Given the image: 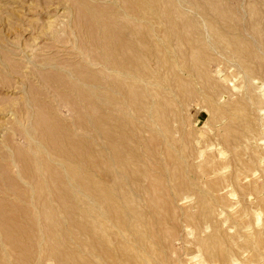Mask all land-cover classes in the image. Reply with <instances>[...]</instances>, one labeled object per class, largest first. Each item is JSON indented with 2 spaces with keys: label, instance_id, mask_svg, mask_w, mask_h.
Listing matches in <instances>:
<instances>
[{
  "label": "rangeland",
  "instance_id": "1",
  "mask_svg": "<svg viewBox=\"0 0 264 264\" xmlns=\"http://www.w3.org/2000/svg\"><path fill=\"white\" fill-rule=\"evenodd\" d=\"M134 1L0 0V259L264 264V0H156L133 38ZM55 185L87 198L50 218Z\"/></svg>",
  "mask_w": 264,
  "mask_h": 264
},
{
  "label": "bare ground",
  "instance_id": "2",
  "mask_svg": "<svg viewBox=\"0 0 264 264\" xmlns=\"http://www.w3.org/2000/svg\"><path fill=\"white\" fill-rule=\"evenodd\" d=\"M114 1V0H113ZM175 1V0H174ZM183 1V0H182ZM185 1V0H184ZM116 2V1H115ZM176 3H177V1H175ZM157 1L156 0H135L134 1V5L133 6H131L130 4H129V6H128V4L126 5V6H128V7H130V8H128L129 10H123V9H121V10H123L124 11V16H127L128 17V19H130V35L131 36H133V38H135V37H137V36H139V37H142V36H144L145 34H151V35H156V31H155V28H154V25H155V23L157 22V19H158V16H159V10H158V6H157ZM164 3V2H163ZM185 3V2H184ZM178 4H180V3H178ZM183 4V3H182ZM181 5V4H180ZM118 6H120V4H118ZM170 13V12H169ZM164 14H165V12H164ZM166 15V14H165ZM169 15V18H170V14H168ZM167 18H168V16H167ZM204 25V24H203ZM142 26V28H144L146 31H143V33H144V35H143V33L141 32V31H139V30H141L140 29V27ZM205 32H206V30H204ZM94 34L91 32V30H89L88 31V39H89V41L91 42V44L92 45H94V46H96V47H100V46H105L108 42L107 41H104V42H101L100 40H101V38H99V39H96L94 36H93ZM207 35V34H206ZM157 36V35H156ZM155 36V37H156ZM206 37H208V35L206 36ZM103 39H105V38H103ZM117 39V38H116ZM119 39V38H118ZM144 39V38H143ZM107 40V39H106ZM87 41V40H86ZM118 41V40H117ZM123 41H125V40H123ZM112 42V41H111ZM119 42V41H118ZM125 43V42H124ZM123 43V44H124ZM127 43H129V40H128V42ZM132 44V43H131ZM133 45V44H132ZM124 46H125V44H124ZM122 47V46H121ZM132 47V46H131ZM136 46H134V48H135ZM120 48V47H119ZM131 49V48H130ZM105 50V49H104ZM133 50V49H132ZM131 50V51H132ZM114 51V50H113ZM123 55V54H122ZM127 56V55H126ZM117 57H118V55H117ZM123 57V56H122ZM136 57V56H135ZM120 59V58H119ZM134 60H135V58H133ZM124 60H128L127 58H123V61ZM137 60V59H136ZM131 61V60H130ZM121 62V61H120ZM133 62V61H132ZM121 64H122V62H121ZM125 64V63H124ZM123 64V65H124ZM118 65V64H117ZM105 65H103V67H104ZM102 67V66H101ZM117 68V67H116ZM103 69H105L106 70V68H103ZM136 69V68H135ZM119 70V69H118ZM109 71V70H108ZM108 71H106V72H108ZM112 71V70H111ZM110 72V71H109ZM115 73V72H114ZM116 73H117V71H116ZM119 74V73H118ZM117 74V75H118ZM120 76H121V73L119 74ZM118 75V76H119ZM123 76V75H122ZM125 77H126V75H125ZM125 77H123V78H125ZM128 77L130 78L131 77V79H137V77H136V74L135 73H133L131 76H130V74L128 75ZM139 77V76H138ZM122 79V78H121ZM139 80V79H138ZM132 81V80H131ZM140 81V80H139ZM149 82V81H148ZM133 83V82H132ZM141 83H142V81H141ZM120 84H121V82H120ZM96 86V85H95ZM94 86V87H95ZM99 98V97H98ZM138 101V100H137ZM152 102H153V100H152ZM124 103V102H123ZM115 110V109H114ZM150 110V109H149ZM151 112V111H150ZM148 115H150V114H148ZM152 115V114H151ZM149 118H150V116H149ZM92 123H93V125L95 126V125H97L96 123H97V121H94V120H92ZM90 124V123H89ZM97 133V132H96ZM97 134H99V133H97ZM101 134V133H100ZM37 136V135H36ZM47 136H48V134H47ZM98 136V135H97ZM26 137L27 138H31L30 140H32V141H34V143H35V140H36V138L34 137V139L32 138V136L30 135V133H28V131H27V135H26ZM25 137V138H26ZM26 138V139H27ZM47 138V137H46ZM52 139V138H51ZM48 140V139H47ZM28 141V140H27ZM52 141V140H51ZM56 141V140H55ZM36 143H38V142H36ZM49 143V142H48ZM56 143V142H55ZM72 143V142H71ZM42 145H44V144H42ZM69 145V144H68ZM34 146V145H33ZM72 146V145H71ZM74 147V146H73ZM32 148V147H31ZM41 148H43L42 146H41ZM46 148V147H45ZM44 149H42V151H43ZM72 150V149H71ZM35 151V150H34ZM40 151V150H39ZM63 151V150H62ZM38 152V151H37ZM47 152V151H46ZM40 153V152H39ZM42 153V152H41ZM62 153V152H61ZM70 153V152H69ZM64 154V153H63ZM111 154V153H110ZM52 155H53V153H52ZM80 155H82L81 153H80ZM117 155V154H116ZM61 156V154L59 155L58 154V158ZM61 158V157H60ZM59 158V159H60ZM109 158H110V156H109ZM47 160H48V158H47ZM70 160V159H69ZM24 161H27V160H24ZM58 161L59 160H55V162L56 163H58ZM122 161V160H121ZM35 162V161H34ZM79 162H80V160H79ZM109 162H110V160H109ZM113 162V161H112ZM6 163V162H5ZM11 163H13V161L11 162ZM25 163V162H24ZM28 163V162H27ZM33 163V162H32ZM37 162H35V164H36ZM60 163V162H59ZM72 163V162H71ZM26 164V163H25ZM29 164V163H28ZM61 164V163H60ZM60 164H58V165H60ZM74 164V163H73ZM13 165V164H12ZM27 165V164H26ZM37 165V164H36ZM115 165V164H114ZM23 166V165H22ZM67 166H69V165H67ZM112 166H113V164H112ZM37 167H39V165L37 166ZM57 167H59L60 168V166H57ZM61 167H62V165H61ZM17 168V167H16ZM20 168H22V167H20ZM24 168V167H23ZM70 168V167H69ZM113 168H116V167H113ZM13 169H14V165H13ZM33 169V168H32ZM35 169H36V167L34 166V171H35ZM41 169V168H40ZM15 170V169H14ZM18 170V169H17ZM62 170H64L63 168H62ZM72 170V169H71ZM106 170L108 171V172H110V169L109 168H106ZM112 170V169H111ZM19 171V170H18ZM37 171V170H36ZM42 171V170H41ZM114 171V170H113ZM116 171V170H115ZM23 172H29V169L26 171V170H24ZM23 172H21V173H23ZM63 173L65 172V171H62ZM97 172V171H96ZM17 173V172H16ZM32 172H30V174H31ZM37 173V172H36ZM36 173H35V175H36ZM111 173V172H110ZM19 174H20V172H19ZM19 174H18V176H19ZM28 174V173H27ZM29 174V175H30ZM38 174V173H37ZM57 173L55 172V174L54 175H56ZM65 174H67L66 172H65ZM21 175V174H20ZM25 175V174H24ZM23 175V176H24ZM32 175V174H31ZM34 175V174H33ZM21 178L20 179H22V176H20ZM29 177V176H28ZM34 178H35V176H33ZM38 175L36 176V178H37V180H38ZM117 177H120V175H119V173L117 172ZM26 178V177H25ZM35 178V179H36ZM50 179H52V181H54L58 186H59V184H63V183H65L67 186H69L71 189H73L74 187H76V186H78V185H75V182H74V179H73V177H72V175L70 176V175H66V177H65V179H63V178H61V176H53V177H51L50 176ZM39 180H41V178L39 179ZM80 180V179H79ZM42 181V180H41ZM22 183H24L25 184V182H22ZM27 183V182H26ZM46 183V182H45ZM44 183V184H45ZM128 183V182H127ZM28 184H29V182H28ZM79 184H80V182H79ZM125 184V183H124ZM90 185V184H89ZM30 186V185H29ZM41 186V185H40ZM58 186H56L55 185V187H53V191H52V193L51 194H49V197H48V199H47V201L45 202V203H43V204H45V207H46V205L48 206V207H46V209L44 210V211H48V213H49V216H50V218L51 217H54V213L56 214V212H57V210H58V208H59V210L61 211V209H63L62 208V199H63V196L64 195H66V196H69V198L72 200V202H74L75 200L77 201V202H79L82 198L80 197V196H85L86 198H87V196L82 192V191H80L81 190V188H80V186L77 188L79 191H78V196H77V198L75 199V196H74V193L71 191H68L67 190V187H66V190H58ZM117 186H118V184H117ZM155 186V185H154ZM37 187V186H36ZM96 187V186H95ZM94 187V188H95ZM26 188H28L27 187V185H26ZM35 188V187H34ZM90 188V187H89ZM32 189L33 188H31V191H32ZM36 189V188H35ZM75 189V188H74ZM38 190H39V188H38ZM43 187H42V192H43ZM45 190H46V188H45ZM28 192V191H26L27 192V194H24L23 196H22V198H23V200H24V203H26L27 204V208L29 207V211L30 210H33V209H37L39 212V214L40 215H38L37 214V216H33V215H31L30 217H29V219L31 218V220H30V222L29 223H31V224H34V222H36V221H42L43 219L41 218V216H43L41 213H42V211H41V209L38 207V204H36L35 202L36 201H33V195H32V192ZM33 191H35V190H33ZM41 191V190H40ZM95 192V191H94ZM25 193V192H24ZM44 193V192H43ZM62 193H63V195H62ZM67 193V194H66ZM119 193V192H118ZM35 194V193H34ZM37 194V193H36ZM62 195V196H61ZM100 196V195H99ZM99 196H98V194L97 193H93L91 196H90V205L91 206H93L95 209H96V207L97 206H101V205H99L100 203H106V201H105V199H104V202H103V199L102 198H99ZM118 196H120V195H118ZM39 197V196H38ZM111 197V196H110ZM116 197H117V195H116ZM19 198V197H18ZM85 198V199H86ZM104 198V197H103ZM107 198V197H106ZM43 199V198H42ZM119 199V198H118ZM22 200V199H21ZM79 200V201H78ZM120 201H121V199H119ZM20 201V200H19ZM56 204V207L55 208H53V207H51V206H53V204ZM119 203V202H118ZM23 204V203H22ZM72 206V205H71ZM90 206V207H91ZM21 207V206H20ZM98 208V207H97ZM107 208V207H106ZM74 209V206L73 207H70L69 209H63L62 211L64 212V213H66V212H71L72 210ZM101 209V208H100ZM95 211V210H94ZM108 211H109V214L112 212V209H111V207H108ZM98 212H99V210H98ZM74 214V213H73ZM102 214V213H101ZM103 215V214H102ZM102 215H100V216H98L97 217V215H95V213H94V215H93V219L96 221V220H100V218L102 217ZM104 216L106 217V215L104 214ZM28 217V216H27ZM104 217V218H105ZM129 217V216H128ZM128 217H126V219L128 218ZM106 220V219H105ZM107 220H109V218L107 219ZM118 222L119 223H122V224H126V221H125V217H123V218H119L118 219ZM37 223V222H36ZM61 223V222H60ZM59 223V224H60ZM37 226V225H36ZM45 229V228H44ZM38 230H40V229H38ZM21 231V230H20ZM39 233V232H38ZM41 234V233H40ZM25 235L27 236V234L25 233ZM46 235V234H45ZM31 236V235H30ZM30 236H29V239H30ZM41 236H42V234H41ZM28 237V236H27ZM39 237V236H38ZM37 238V237H36ZM10 239V238H9ZM36 240H38V239H36ZM42 241V240H41ZM41 241H38L39 243L41 242ZM1 242V241H0ZM29 243V242H28ZM43 243H44V241H43ZM43 243H41L42 245H43ZM26 244V243H25ZM25 244H24V246L23 247H25ZM40 244V245H41ZM60 244V243H59ZM14 246H16V245H14ZM39 246V245H38ZM17 247V246H16ZM16 247H14L15 249H16ZM21 247V246H20ZM35 247H36V245H35ZM60 247V246H59ZM22 248V247H21ZM38 248V249H37ZM37 248H35V251L36 252H39V248L40 247H37ZM1 249V248H0ZM23 250V249H22ZM21 250V251H22ZM43 250V249H42ZM21 251H19V252H21ZM28 251H29V249L28 250H23L21 253H22V255H23V257H21V259H22V262H21V264H27V258H28ZM44 251V250H43ZM17 252V251H16ZM19 252H17V253H19ZM34 252V251H33ZM36 252H35V255H36ZM10 254V253H9ZM40 254V252L38 253V255ZM11 255V254H10ZM13 255V254H12ZM30 255V254H29ZM33 256H34V253H33ZM37 256V255H36ZM2 258L0 259V264H13V262L8 258V256H7V251L5 252H3V254H2V256H1ZM20 257V256H19ZM18 258V257H17ZM30 258H31V256H30ZM29 258V259H30ZM35 258V257H34ZM33 258V259H34ZM38 258H39V256H38ZM38 258L36 257V259H37V261H38ZM14 259V258H13ZM32 259V258H31ZM41 259V258H40ZM30 261V260H29ZM36 262V261H35ZM34 264V263H33ZM36 264V263H35Z\"/></svg>",
  "mask_w": 264,
  "mask_h": 264
}]
</instances>
